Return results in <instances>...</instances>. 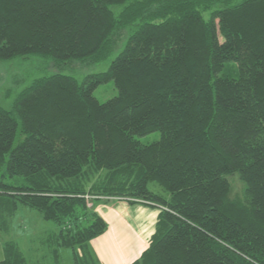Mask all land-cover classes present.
Returning a JSON list of instances; mask_svg holds the SVG:
<instances>
[{
  "label": "trees",
  "instance_id": "trees-1",
  "mask_svg": "<svg viewBox=\"0 0 264 264\" xmlns=\"http://www.w3.org/2000/svg\"><path fill=\"white\" fill-rule=\"evenodd\" d=\"M114 52L103 72L34 79L0 107V230L22 205L57 226L56 247L82 249L107 229L93 205L124 200L160 209L131 264H264V0H0V61ZM109 81L118 94L100 103ZM3 252L28 264L15 242Z\"/></svg>",
  "mask_w": 264,
  "mask_h": 264
},
{
  "label": "rangeland",
  "instance_id": "rangeland-1",
  "mask_svg": "<svg viewBox=\"0 0 264 264\" xmlns=\"http://www.w3.org/2000/svg\"><path fill=\"white\" fill-rule=\"evenodd\" d=\"M203 17L207 20L209 12L203 13ZM116 54L117 52H114L99 63L73 62L61 68L53 67L48 60L37 55L2 60L0 61V107L10 109L16 95L34 79L53 74H63L80 81L87 75L107 70ZM117 94V89L112 81L100 85L93 92V96L100 103L111 100ZM159 138V132L155 131L137 139L141 144L146 145L157 141ZM19 141L20 138H17L15 145ZM228 181L231 186L230 197H242L243 184L238 175L229 176ZM148 188L155 193H164V190L155 183H149ZM88 199H90L89 195ZM92 205L90 201L87 202L88 207ZM5 218L1 219V223L5 226L0 230V261L4 259V244L12 241L17 244L28 264H96L88 245L82 249L56 247L55 236L58 228L52 222L43 220L39 212L19 205L13 216ZM77 256H82L83 259L77 258Z\"/></svg>",
  "mask_w": 264,
  "mask_h": 264
},
{
  "label": "crops",
  "instance_id": "crops-1",
  "mask_svg": "<svg viewBox=\"0 0 264 264\" xmlns=\"http://www.w3.org/2000/svg\"><path fill=\"white\" fill-rule=\"evenodd\" d=\"M94 211L107 224L87 244L96 264H131L148 248L160 209L111 200L97 202Z\"/></svg>",
  "mask_w": 264,
  "mask_h": 264
}]
</instances>
